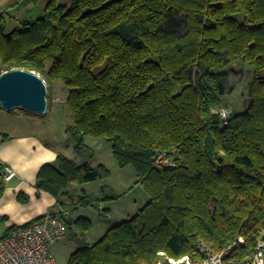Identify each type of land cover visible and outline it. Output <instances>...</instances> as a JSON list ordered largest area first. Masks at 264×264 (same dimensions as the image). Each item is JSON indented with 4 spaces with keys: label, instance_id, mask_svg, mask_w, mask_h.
<instances>
[{
    "label": "trees",
    "instance_id": "trees-1",
    "mask_svg": "<svg viewBox=\"0 0 264 264\" xmlns=\"http://www.w3.org/2000/svg\"><path fill=\"white\" fill-rule=\"evenodd\" d=\"M62 1H19L43 4L42 11L10 32L9 8L0 15V75L21 69L63 83L64 133L81 160L58 154L43 165L36 196L46 192L60 207L93 205L73 186L110 171L87 163L88 137L105 138L118 166H131L149 195L134 217L94 245H79L68 264H157L159 253L199 262V242L218 253L237 237L244 243L230 256H248L264 232V0ZM236 62L251 68L252 82L245 110L224 122L213 109ZM2 171L0 163V197ZM102 192L119 198L109 187ZM65 224L67 233L91 226L83 217Z\"/></svg>",
    "mask_w": 264,
    "mask_h": 264
},
{
    "label": "rangeland",
    "instance_id": "rangeland-1",
    "mask_svg": "<svg viewBox=\"0 0 264 264\" xmlns=\"http://www.w3.org/2000/svg\"><path fill=\"white\" fill-rule=\"evenodd\" d=\"M62 2L69 3L68 0ZM42 5L39 4L36 7L27 5L28 8L22 11V18L17 20L9 17L7 32L19 26L23 20L36 19L42 11ZM181 21V17H177L175 14L170 15L171 26L179 28ZM226 71L227 74L221 79L226 94L222 97V106L214 108L213 111L225 109L228 114L231 112L242 113L249 97L252 82L251 68L241 62H236L230 64ZM38 75L42 78L40 74ZM43 81L47 87L46 99H49L47 101V113L50 110V115L47 117L46 114L39 115L25 109L3 111L0 113V129H5L4 127L9 125L6 120L16 116L17 112L18 114L28 113L31 119L26 122L32 131H39L47 141L50 140L49 136H56L57 140L61 138L63 154L77 158L75 162L80 163L81 160L76 155L72 142L68 141L64 134L65 126L70 123V113L64 103L67 92L63 83L57 81L50 84L45 80ZM8 131L13 133L14 130ZM84 144L93 154L87 163L91 167L104 165L110 171V176L95 182L73 186L77 195L90 196L94 201L92 206H70L72 221L83 217L90 221L91 226L85 233H81L73 225L65 237L51 245L50 251L56 264H68L70 256L78 249L79 245H94L105 235L108 229L134 217L149 201V195L136 183L137 178L134 169L131 166L123 168L118 166L113 158L110 144L105 138L88 137L84 140ZM104 186L109 187L119 198L115 200L104 199L102 194ZM64 210L66 211V209ZM104 210H108L107 215H101L100 211ZM4 233L0 222V235ZM75 237L77 239H74Z\"/></svg>",
    "mask_w": 264,
    "mask_h": 264
},
{
    "label": "crops",
    "instance_id": "crops-1",
    "mask_svg": "<svg viewBox=\"0 0 264 264\" xmlns=\"http://www.w3.org/2000/svg\"><path fill=\"white\" fill-rule=\"evenodd\" d=\"M19 1L21 0H0V15L9 8V17L16 20L22 18V11L28 7L24 4L15 6ZM0 111L2 113L4 110L0 108ZM49 111L46 112L47 117L50 115ZM15 115L6 120L9 125H6L5 129H0L1 133L9 137L7 140H2L0 137V163L16 172V177L4 183V192L0 197V222L3 230L23 226L45 214L58 213L64 209L69 211L68 218L72 220L71 207H60L46 192L36 196L35 189L39 169L45 164L54 163L57 155L63 154L61 138L57 140L56 136H49L50 140L47 141L39 131H32L29 128L26 121L31 119V116L28 113L18 114L17 112ZM6 129L14 131L12 133ZM64 156L74 161L77 159L69 155ZM19 194H25L28 197L27 203L19 202ZM3 217L6 219H2Z\"/></svg>",
    "mask_w": 264,
    "mask_h": 264
},
{
    "label": "built area",
    "instance_id": "built-area-1",
    "mask_svg": "<svg viewBox=\"0 0 264 264\" xmlns=\"http://www.w3.org/2000/svg\"><path fill=\"white\" fill-rule=\"evenodd\" d=\"M226 122L230 116L225 109L213 111ZM4 183L16 177V172L9 166H3ZM107 215L101 212V215ZM68 213L62 210L54 214H45L27 227H17L8 234L0 235V264H56L50 247L67 234L65 218ZM242 237L227 245L218 253L211 252L202 242L198 248L204 258L201 261L189 256L172 258L159 253L157 264H264V232L258 236L255 248L245 258L231 257L236 245H242Z\"/></svg>",
    "mask_w": 264,
    "mask_h": 264
},
{
    "label": "water",
    "instance_id": "water-1",
    "mask_svg": "<svg viewBox=\"0 0 264 264\" xmlns=\"http://www.w3.org/2000/svg\"><path fill=\"white\" fill-rule=\"evenodd\" d=\"M46 95L45 82L32 71L17 69L0 75V108L4 111L25 109L44 115L47 112Z\"/></svg>",
    "mask_w": 264,
    "mask_h": 264
}]
</instances>
